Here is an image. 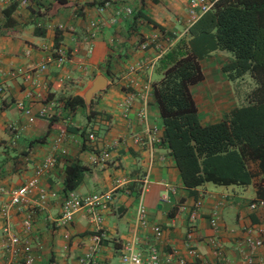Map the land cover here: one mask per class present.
Returning <instances> with one entry per match:
<instances>
[{
	"label": "crops",
	"instance_id": "obj_1",
	"mask_svg": "<svg viewBox=\"0 0 264 264\" xmlns=\"http://www.w3.org/2000/svg\"><path fill=\"white\" fill-rule=\"evenodd\" d=\"M12 3L18 4L14 18L19 25L0 35V83L5 85L0 95V264L9 259L3 249L1 215L10 201L7 194L34 176L35 168L53 153L62 131L67 140L57 167L40 179L24 210L11 213L12 232L32 245L33 264H80L93 249L92 264H122L123 247L130 242L143 252L156 246L173 264H246L252 255L264 261V249L252 250L246 243L248 233L264 239V209L249 208L264 187L257 164L250 163L256 175L250 185L211 188L212 183H206L196 189V198L160 142L163 126L153 96V86L163 76L160 61L202 13L193 15L189 0H0V12ZM36 28L45 29V35H35ZM58 30L62 40L56 49ZM92 32L96 35L90 40ZM63 55L65 64L58 66ZM232 59L231 53L217 50L202 61L205 79L193 94L203 125L217 123L246 104V95L225 99L216 92L226 79L222 68ZM43 64L47 69L34 75L36 85L23 84L24 73ZM99 74L109 85L96 94V117L89 122L87 109L70 110L65 102L81 97ZM130 94L136 99L127 112L123 104ZM21 103L31 108L33 121L19 108ZM43 110L46 116H41ZM141 112L147 115L145 121ZM91 133L95 140L86 141ZM105 150L109 159L97 163ZM151 160L155 164L143 190L141 182ZM75 163L87 171L74 192L87 196L114 191L113 204L103 214L104 239L98 244L97 226L85 211L69 225L57 224L67 170ZM41 191L47 193L45 202L40 200ZM166 194L168 200L163 199ZM197 200L202 208L192 222L189 215ZM140 204L148 209L146 229L135 226ZM215 208L217 228L210 223ZM28 214L33 230L25 236L22 222ZM153 225L162 226L161 241H155ZM14 264L23 262L18 259Z\"/></svg>",
	"mask_w": 264,
	"mask_h": 264
},
{
	"label": "trees",
	"instance_id": "obj_2",
	"mask_svg": "<svg viewBox=\"0 0 264 264\" xmlns=\"http://www.w3.org/2000/svg\"><path fill=\"white\" fill-rule=\"evenodd\" d=\"M213 2V8L189 27L187 36L163 55V76L153 86L163 126L161 145L168 148L184 186L196 198V189L206 183L250 185L256 177L251 162L257 164L264 182V0ZM17 6L12 3L0 12V35L19 25L14 18ZM45 33V29H35V35ZM61 40L58 30L56 49ZM217 50L232 55L222 68L229 81L248 77L254 86L246 95V104L217 123L203 125L193 88L205 79L202 61ZM77 106L87 109L80 96L65 102L70 110ZM95 117L92 104L88 121ZM89 135L86 141L90 142ZM86 171L79 163L68 168L65 195L79 186ZM258 197L264 200V187L259 188Z\"/></svg>",
	"mask_w": 264,
	"mask_h": 264
},
{
	"label": "built area",
	"instance_id": "obj_3",
	"mask_svg": "<svg viewBox=\"0 0 264 264\" xmlns=\"http://www.w3.org/2000/svg\"><path fill=\"white\" fill-rule=\"evenodd\" d=\"M189 4L191 7V11L193 15L197 12L205 13L213 8L214 2H207L205 0H189ZM127 13H131L128 9ZM96 25L93 24V28ZM96 33L92 32L90 35V40L95 37ZM66 56H60L57 60L58 66H62L65 64ZM155 64V62H154ZM152 64V66H154ZM47 69V65L43 64L38 66L36 69H31L23 75V84L28 85H36L34 80V75L37 72H42ZM5 92V85L0 83V95ZM136 99L135 94H130L123 104L125 110L128 112L133 102ZM19 108L25 112L27 116H29L30 121H33L34 118L31 113V108L25 106L23 103L19 104ZM47 111L43 110L41 112V116H46ZM139 117L142 121L147 119V115L145 112H141ZM95 134L91 133L89 135V140H95ZM67 140V132L62 131L60 136L55 142V146L53 148V153L47 156L42 163L35 168L34 176L26 182L24 185L12 189L8 192L9 203L6 204L1 209V215L4 220L3 225V249L6 255L9 257L8 261L5 264H14L16 260L22 261L23 264H33L34 256H33V248L30 242L25 238L15 235L12 232L11 225V213L12 210L22 211L25 206L29 204L30 195L38 188L39 181L42 177L46 176L52 170L57 167L59 157L65 153L63 149V144ZM110 157V152L105 150L100 152L99 156L96 159L97 163L104 164ZM155 162L153 160L147 166L145 171V175L142 180L143 190H145L146 185L148 184L149 176L152 171ZM172 189H168V193L172 192ZM54 196V195H53ZM47 193L45 191H41L40 200L45 202L47 200ZM168 194L164 196V200H168ZM114 201V191L106 192L102 194H91L87 196H81L74 191H68L65 195L61 214L57 220L58 226H66L73 222L74 217L81 211H85L95 222L96 224V234L94 235V241L96 244L102 242L104 239V231L102 229L103 222V214L107 212ZM202 208V201L197 200L190 211V221L195 222ZM249 208L252 211H257L259 209H264V200L256 199L249 204ZM219 220L218 209H214L210 214V223L213 228H217ZM136 228L146 229L149 227V218H148V209L144 204H140L136 214L135 220ZM23 234L28 236L31 234L33 230V218L32 215L28 214L22 222ZM152 231L154 233L155 241H161L163 237V228L160 225H153ZM246 243L252 250L264 249V239L263 238H255L251 233H248L246 237ZM218 248V245H216ZM217 253L219 254L218 250ZM94 259V249L80 259V264H92ZM121 262L122 264H173L172 258L163 259L158 248L156 246H151L146 252L142 250H138L133 242L125 244L121 254ZM177 264H185L180 261ZM246 264H264V261L261 259H257L255 256H250L246 260Z\"/></svg>",
	"mask_w": 264,
	"mask_h": 264
},
{
	"label": "rangeland",
	"instance_id": "obj_4",
	"mask_svg": "<svg viewBox=\"0 0 264 264\" xmlns=\"http://www.w3.org/2000/svg\"><path fill=\"white\" fill-rule=\"evenodd\" d=\"M224 73V72H223ZM226 79H224V84H219V90L216 92H220L223 98H232L233 96L239 99V96L247 95V93L253 88L254 84L250 78L245 77L239 81L231 82L228 80L226 74ZM202 86V85H201ZM201 86H199L198 90H200ZM201 91V90H200ZM199 91V92H200ZM211 188H216L214 184H211Z\"/></svg>",
	"mask_w": 264,
	"mask_h": 264
},
{
	"label": "water",
	"instance_id": "obj_5",
	"mask_svg": "<svg viewBox=\"0 0 264 264\" xmlns=\"http://www.w3.org/2000/svg\"><path fill=\"white\" fill-rule=\"evenodd\" d=\"M109 81L107 77L103 74H99L90 83L86 90L81 94L88 112L91 110L93 101L97 93L102 92L107 89Z\"/></svg>",
	"mask_w": 264,
	"mask_h": 264
}]
</instances>
